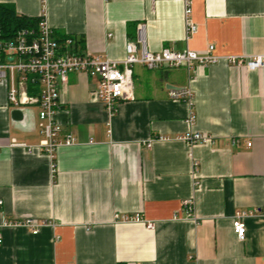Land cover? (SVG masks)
<instances>
[{"label":"crops","instance_id":"obj_1","mask_svg":"<svg viewBox=\"0 0 264 264\" xmlns=\"http://www.w3.org/2000/svg\"><path fill=\"white\" fill-rule=\"evenodd\" d=\"M0 5L45 16L75 48L111 61L126 59L139 25L151 52L205 55L214 45L222 58L264 56V0H193L198 32L190 40L180 0ZM97 82L71 73L62 87L60 138L72 134L77 144L58 148L55 160L11 146L14 139L38 146L44 135L37 108L23 110L21 122L12 119L9 88L0 84V264H264V67L221 61L191 72L136 65L135 100L121 102L114 117L92 99ZM188 89L193 105L170 96ZM191 133L213 140L177 139ZM186 200L194 201V220L185 217ZM239 211H257L244 220L245 241L232 227ZM29 218L51 225L38 235L1 228L4 220Z\"/></svg>","mask_w":264,"mask_h":264},{"label":"built area","instance_id":"obj_2","mask_svg":"<svg viewBox=\"0 0 264 264\" xmlns=\"http://www.w3.org/2000/svg\"><path fill=\"white\" fill-rule=\"evenodd\" d=\"M47 0H43L46 4ZM160 1V0H157ZM184 5V21L186 39H192L198 32V26L193 21V0H180ZM37 28L19 29L7 39L0 33V84L8 86V103L13 110L37 108L40 128L44 135L38 146H29L19 143L15 139L12 147L26 149L29 152L40 151L55 160L56 152L61 146H73L77 139L68 134L63 139V128L57 121L58 112L62 106L61 89L68 82L71 73H83L98 80L93 90L92 99L104 105L110 117H114L119 104L124 101L135 100L134 67L142 65L149 71L162 69L186 68L193 71L196 65L209 66L225 61L227 65L246 66L250 70L264 67V56L245 59L243 57H223L214 54L215 46L210 45L205 55L186 49L173 51L165 48L160 52H151L146 46L145 26L139 25L137 38L127 44L126 59L111 61L89 50H78L71 37L62 42L49 26L46 17L42 16ZM170 96L174 100L194 104L191 90H173ZM194 123V114L189 117ZM168 140L167 137H159ZM188 145L209 144L212 137L202 133H191L177 138ZM90 143H93L91 140ZM249 148L252 143L247 144ZM151 147V144H148ZM0 201V205H2ZM183 211L187 219H195L194 201L186 200ZM257 211H239L233 218V229L240 241H245L246 217L256 214ZM115 221L140 222L141 218L115 215ZM51 225L46 221L29 218L21 221L4 220L1 228H24L33 235ZM148 229L154 230L155 223L148 222ZM0 243L2 239L0 236Z\"/></svg>","mask_w":264,"mask_h":264},{"label":"trees","instance_id":"obj_3","mask_svg":"<svg viewBox=\"0 0 264 264\" xmlns=\"http://www.w3.org/2000/svg\"><path fill=\"white\" fill-rule=\"evenodd\" d=\"M14 7L10 5H0V33L4 38H11L16 31L24 28H37L41 19L20 16L16 14ZM59 41H64L66 36L55 33ZM79 43L76 42V45Z\"/></svg>","mask_w":264,"mask_h":264},{"label":"water","instance_id":"obj_4","mask_svg":"<svg viewBox=\"0 0 264 264\" xmlns=\"http://www.w3.org/2000/svg\"><path fill=\"white\" fill-rule=\"evenodd\" d=\"M12 119L15 120V121H19L21 122L24 118V112L23 110H13L12 113Z\"/></svg>","mask_w":264,"mask_h":264}]
</instances>
